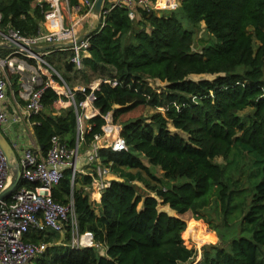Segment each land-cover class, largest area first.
<instances>
[{"label": "trees", "instance_id": "1", "mask_svg": "<svg viewBox=\"0 0 264 264\" xmlns=\"http://www.w3.org/2000/svg\"><path fill=\"white\" fill-rule=\"evenodd\" d=\"M32 1L0 0L1 28L36 34L43 12ZM109 3L104 1V9ZM166 11L137 8L130 19L125 7L115 6L103 15V26L90 32L86 69L117 85L102 81L93 90L98 113L82 132L75 110L54 113L58 96L44 91L42 111L31 116L41 153L52 135L69 147L78 142L83 152L102 132L108 112L127 150H99L100 164L115 176L99 202L88 190L95 165L73 178L65 168L52 187L55 201L73 202L78 231H91L99 247H70L68 229L62 244L57 232L33 230L26 241L49 244L34 264H193L198 250L179 215L190 211L205 220L208 206L222 222L214 227L219 242L203 245L194 264H264V0H179ZM202 23L210 38L194 50ZM6 51L0 48V54ZM192 74L213 77L195 80ZM149 79L165 82V88H153ZM89 92H76V100ZM143 106L163 111L126 116ZM158 199L177 215L160 211ZM198 233L193 237L200 239Z\"/></svg>", "mask_w": 264, "mask_h": 264}, {"label": "built area", "instance_id": "2", "mask_svg": "<svg viewBox=\"0 0 264 264\" xmlns=\"http://www.w3.org/2000/svg\"><path fill=\"white\" fill-rule=\"evenodd\" d=\"M157 2L112 0L107 9L103 8L98 19L99 27L103 26V15L115 6L125 7L130 19H135L137 8L158 11L167 7H160ZM172 2L176 6L175 0ZM94 3L95 0H33L32 6L42 8L43 12L36 34L24 36L18 30L0 26V48L9 50L0 54V130L12 145L22 171L17 189L0 202V264H34L35 257L49 244L26 241L25 234L33 230L38 233L53 231L63 235L68 229L71 236L67 245L70 247H99L91 231H78L73 202H57L51 191L63 177L65 168L71 169L72 178L76 172L84 173L80 167V158H83L85 162L82 166L95 165L91 188L100 195L101 190L108 185L109 172L100 164L99 150L106 147L113 151L127 150L126 142L120 134V125L113 122L109 112L102 115V132L93 135L84 153L78 151V142L74 147H69L57 135L50 137L48 148L41 153L38 144L22 145L14 128L16 123H25L33 128L36 121L31 116L42 111V95L46 89H51L58 96L52 105L53 112L60 113L72 107L77 113L78 131L82 132V119L87 120L98 113L92 105L95 98L93 90L102 81L117 85L115 79L99 78L93 85L70 87L60 71L44 59L51 52L67 51L72 71L82 73L86 70L84 59L90 56L87 50L88 38L94 29L83 31V27L85 21L94 16ZM19 42L36 46L67 42L72 44L57 50H26L11 45ZM85 87L90 88V92L84 99L77 101L76 92L85 91ZM9 95L12 98V113L9 111ZM11 175L0 149V193L10 183ZM22 182L32 186L27 187Z\"/></svg>", "mask_w": 264, "mask_h": 264}, {"label": "rangeland", "instance_id": "3", "mask_svg": "<svg viewBox=\"0 0 264 264\" xmlns=\"http://www.w3.org/2000/svg\"><path fill=\"white\" fill-rule=\"evenodd\" d=\"M158 5L160 7L163 6H167V7H163L160 9V13L162 12L163 14L167 13L166 10L168 9H175L176 7H178L179 5V0H175L176 6L175 4H172V0H158ZM169 3H171V5H169ZM159 11V10H158ZM86 26L83 27V29H87L90 27V25H88L87 23H85ZM203 23L201 24V27L199 29V31L196 34V37L194 39V45H193V49L194 50H198L201 47L197 44L199 41H207L209 40L210 36L207 34V32L204 31L203 28ZM99 27L98 22H96V27L95 29H97ZM200 43V42H199ZM9 50H7L5 53H7ZM68 56V52L67 51H56V52H51L50 54L46 55L44 57V59L52 64L56 69H58L60 71V73L62 75H64V77H66V82L68 83V85L70 87H81V86H88V85H93V83H95L100 77H98V75H94L91 73V71L88 69H86V71L82 72V73H75L72 70L70 72H66L64 70L65 67V63L67 62ZM192 79H199L201 77H207V78H212V75L209 74H192L189 76ZM87 80H89V82H87ZM149 84L157 89V90H161L163 88H165V82L159 81V80H152L149 79ZM9 99L12 103V98L11 95H9ZM156 111H163L162 108H154V107H150V106H143V107H139L133 111H131L130 113H128L126 116H143V117H147L149 118L154 112ZM249 111V109H246L245 112L247 113ZM86 122L85 119H82V125ZM149 122V121H147ZM169 128L172 131H178L176 129L173 128V126L168 123ZM180 132V131H179ZM181 133V132H180ZM182 134V133H181ZM218 162H223V159L221 157H218L215 159ZM92 165H88L87 168L89 169ZM87 169V171H88ZM155 172L157 175H161V171L155 167ZM108 176V175H107ZM108 179V178H107ZM182 179H177L176 182H182ZM138 187H139V191L140 193L144 194V192L146 191L144 186L141 183H137ZM89 192H90V196L92 197V192H93V188L89 187L88 188ZM91 190V191H90ZM149 195L151 196H155L154 193H149ZM141 203H139V207H140ZM157 208L160 211H166L167 213L170 214H174L177 215L175 211L171 210L168 205L162 204L161 200L158 199V205ZM205 212V220L204 219H194L192 217V213L190 211L185 212L181 215H179L180 218L184 219L186 222V232H185V236L188 237L190 240H192L193 242H195L196 244V248L198 250V255L196 258V261H198L200 259V254H201V247L203 245H208V244H215L219 242V235L218 232L215 230V226L217 227H221L222 222H220V217H218L211 209V206H208V210H204ZM190 219H194L197 220L196 222H192L189 224V226L187 227V222ZM200 221V222H198ZM196 230L198 231L199 235H200V239L199 238H194L192 232ZM63 242H61L60 244H62ZM35 261V260H34ZM193 262L194 263H196Z\"/></svg>", "mask_w": 264, "mask_h": 264}, {"label": "water", "instance_id": "4", "mask_svg": "<svg viewBox=\"0 0 264 264\" xmlns=\"http://www.w3.org/2000/svg\"><path fill=\"white\" fill-rule=\"evenodd\" d=\"M104 1L105 0H95L92 12L94 17H97V19H100L103 8H104ZM82 37H79L81 39ZM78 39V40H79ZM72 43H54V44H48L43 46H36V45H28L23 42H19L18 44L11 43L14 47H22L26 50H57L59 47L63 46H70ZM42 145H40V148ZM0 149L6 159L7 165L9 169L12 172L10 183L7 185V187L0 193V202L7 197H9L18 187L20 181H21V175L22 171L19 167L18 161L16 159V155L14 152V149L12 148V145L10 142L6 139L4 134L0 130Z\"/></svg>", "mask_w": 264, "mask_h": 264}, {"label": "crops", "instance_id": "5", "mask_svg": "<svg viewBox=\"0 0 264 264\" xmlns=\"http://www.w3.org/2000/svg\"><path fill=\"white\" fill-rule=\"evenodd\" d=\"M112 0H110L111 2ZM96 22L99 23V20L97 19V17H91L89 19H87L85 21V23H87L88 25H90L89 28L87 29H84L83 31H89V30H92V29H95L96 27ZM84 23V26H86V24ZM12 103H10V108H9V111L10 113H12L13 111V107H11ZM12 108V109H11ZM12 111H11V110ZM14 128H15V131L17 133V135L19 136V140L21 142L22 145H34V144H38L35 140V137H34V133H33V128L32 127H29L27 124L25 123H16L14 124ZM88 127V123L85 122L83 125H82V130L86 129ZM81 153H84L81 152ZM83 155V154H82ZM84 162L85 160L83 158H80V167H82V172L86 173L87 172V166H82L84 165ZM110 174V177L107 176L108 180L112 179V178H115V176H113L111 173H108V175ZM91 191V190H90ZM92 197L90 196V198L92 200H95L97 202H99L100 200V195L96 192V191H93L92 192ZM170 214V213H169ZM173 215V214H171ZM61 239H63V235H61L60 239H58V242L61 241ZM61 243V242H60ZM104 249L101 248V252H103Z\"/></svg>", "mask_w": 264, "mask_h": 264}]
</instances>
